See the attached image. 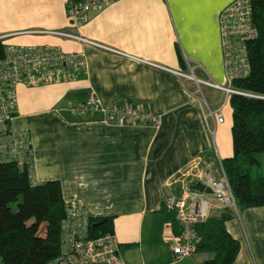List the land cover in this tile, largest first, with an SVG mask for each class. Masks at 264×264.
I'll return each mask as SVG.
<instances>
[{
	"label": "crops",
	"instance_id": "crops-1",
	"mask_svg": "<svg viewBox=\"0 0 264 264\" xmlns=\"http://www.w3.org/2000/svg\"><path fill=\"white\" fill-rule=\"evenodd\" d=\"M70 1L0 0V35L57 29L153 65L66 37L2 39L83 55L70 79L16 86L12 126L28 133L34 181L58 180L66 203L112 216L126 264H205L209 252L195 250L183 258L172 253V232L161 209L163 196L178 188L163 183L196 155L214 159V146L221 159L232 154L230 95L202 87L207 103L223 113L222 122L206 123L191 93L194 82L173 71L225 81L218 17L232 0H109L78 20L66 15ZM91 94L107 108L130 103L152 109L161 114L160 125H108L98 113L70 112L72 103ZM225 225L240 245L233 264H264V206L237 207Z\"/></svg>",
	"mask_w": 264,
	"mask_h": 264
},
{
	"label": "built area",
	"instance_id": "built-area-1",
	"mask_svg": "<svg viewBox=\"0 0 264 264\" xmlns=\"http://www.w3.org/2000/svg\"><path fill=\"white\" fill-rule=\"evenodd\" d=\"M109 0H73L66 5V15L74 20L84 18L88 12ZM219 32L223 56L225 81L195 77L193 72L173 71L178 76L192 80L191 92L198 102L202 117L207 123L223 121L221 107L212 108L206 101L202 87L207 86L226 94L249 95L235 88L233 81L249 74L248 43L257 37L253 23L251 0H232L219 13ZM12 34H37L66 37L93 47L108 49L138 61L152 64L134 55L106 47L96 41L72 32L57 29H28L0 35V39ZM82 53L64 50L49 44L10 45L5 44L4 56L0 58V163L14 162L19 168L27 167L33 179L31 144L26 131H17L12 126L16 112L19 83L36 85L70 79L82 65ZM75 115L98 113V120L108 125L150 124L159 127L161 114L141 105L117 104L111 108L102 105L99 98L91 94L85 102L70 108ZM213 132V129H210ZM214 159L196 155L178 171L166 179L163 187L176 185V193L163 196L162 205L172 212L179 225V232L171 236V251L183 258L196 250L199 236L195 224L205 221L215 210L224 208L237 212V203L224 169L222 159L214 146ZM208 187L210 192L193 187L196 183ZM92 214L81 204L67 203L65 216L59 227L58 253L45 264H126L119 241L111 232L97 236L89 233ZM0 264H4L0 259Z\"/></svg>",
	"mask_w": 264,
	"mask_h": 264
},
{
	"label": "trees",
	"instance_id": "trees-1",
	"mask_svg": "<svg viewBox=\"0 0 264 264\" xmlns=\"http://www.w3.org/2000/svg\"><path fill=\"white\" fill-rule=\"evenodd\" d=\"M251 3L258 34L247 46L250 71L233 81L235 88L249 95L230 94L232 154L222 159L239 208L264 206V174L255 172L264 152V0ZM4 49L5 43L0 39V58ZM178 59L184 65L179 51ZM66 206L58 180L33 183L27 167L19 168L14 162L0 163L1 261L45 264L56 256ZM161 212L176 235L179 225L174 214L164 207ZM234 215L232 209L215 210L205 221L195 224L200 238L196 251L212 254L205 264H233L240 245L225 223ZM89 222L91 236L113 231L112 216L91 215Z\"/></svg>",
	"mask_w": 264,
	"mask_h": 264
},
{
	"label": "rangeland",
	"instance_id": "rangeland-1",
	"mask_svg": "<svg viewBox=\"0 0 264 264\" xmlns=\"http://www.w3.org/2000/svg\"><path fill=\"white\" fill-rule=\"evenodd\" d=\"M183 78V77H182ZM184 80H188V79H185V78H183ZM215 90H217V89H215ZM202 92H203V95H205L206 97H207V93H206V90H203L202 89ZM87 101V100H86ZM81 103V102H80ZM75 104H77V103H72V105H71V107L73 106V105H75ZM260 161H261V166H260V168L258 169V168H255V172H257V171H260L261 173H263L264 174V152H262L261 154H260ZM254 172V173H255ZM14 207V206H13ZM237 207H238V204H237Z\"/></svg>",
	"mask_w": 264,
	"mask_h": 264
},
{
	"label": "water",
	"instance_id": "water-1",
	"mask_svg": "<svg viewBox=\"0 0 264 264\" xmlns=\"http://www.w3.org/2000/svg\"><path fill=\"white\" fill-rule=\"evenodd\" d=\"M193 187L199 190H205L206 192H210V189L208 187H204V185L199 182L194 184Z\"/></svg>",
	"mask_w": 264,
	"mask_h": 264
}]
</instances>
